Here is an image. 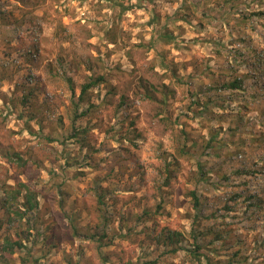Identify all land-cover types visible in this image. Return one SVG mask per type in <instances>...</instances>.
I'll return each mask as SVG.
<instances>
[{
	"label": "rangeland",
	"instance_id": "obj_1",
	"mask_svg": "<svg viewBox=\"0 0 264 264\" xmlns=\"http://www.w3.org/2000/svg\"><path fill=\"white\" fill-rule=\"evenodd\" d=\"M0 264H264V0H0Z\"/></svg>",
	"mask_w": 264,
	"mask_h": 264
},
{
	"label": "trees",
	"instance_id": "obj_2",
	"mask_svg": "<svg viewBox=\"0 0 264 264\" xmlns=\"http://www.w3.org/2000/svg\"><path fill=\"white\" fill-rule=\"evenodd\" d=\"M133 7H137V5H132V7H126L127 9H130V8H133ZM97 83V80H93L91 81L90 83H87L83 86V89H82V92L86 91L87 89H89L90 87H93L95 84ZM239 81L238 80H235L231 83V87H237L239 86ZM194 197H195V206H198L200 204V199L199 197L197 196V194L194 192ZM27 203L29 204L28 205V209L31 210L34 208V203L32 202V196H29V198L27 199ZM176 236V234H174V237ZM222 238V235L221 234H216L214 240H219ZM22 247V243L19 241V240H16V239H10V238H7L4 245L2 246V249L5 251V252H8V253H14L17 249L21 248ZM202 246L200 244H198L197 246H195V250H193V253H197V249L201 248ZM172 250L174 252H177V247H174L172 248Z\"/></svg>",
	"mask_w": 264,
	"mask_h": 264
},
{
	"label": "built area",
	"instance_id": "obj_3",
	"mask_svg": "<svg viewBox=\"0 0 264 264\" xmlns=\"http://www.w3.org/2000/svg\"><path fill=\"white\" fill-rule=\"evenodd\" d=\"M36 56V54H34V57Z\"/></svg>",
	"mask_w": 264,
	"mask_h": 264
}]
</instances>
